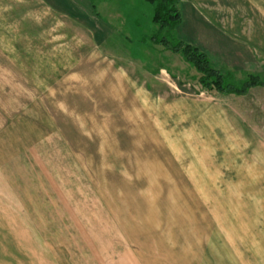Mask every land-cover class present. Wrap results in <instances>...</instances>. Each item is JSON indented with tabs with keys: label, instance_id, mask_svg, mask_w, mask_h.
Wrapping results in <instances>:
<instances>
[{
	"label": "rangeland",
	"instance_id": "rangeland-1",
	"mask_svg": "<svg viewBox=\"0 0 264 264\" xmlns=\"http://www.w3.org/2000/svg\"><path fill=\"white\" fill-rule=\"evenodd\" d=\"M20 1L0 0V71L6 79L0 89V264H264V162L252 159L264 152L258 143L259 138L264 142V86L222 95L202 89L198 73L178 52L149 41L155 29L149 3L86 0L93 21L73 24L71 48L58 36L59 53L67 50L76 57L98 47L115 59L111 62L121 66L127 80L136 78L157 99L207 101L187 108L181 118L171 112L170 118L160 113L147 121L139 115L137 125L119 107L117 115L103 116L106 125L120 131L105 142L110 155L98 154L104 141L97 139L94 109L82 123L81 91L66 93L79 106L64 107L65 85H55L47 59H35L45 53L25 52L28 29L19 27V18L6 20L18 11L8 7ZM183 2L243 45L238 55L229 50V66L223 67L232 71L234 83L247 73L264 78V0ZM24 66L29 72L23 75ZM25 76L35 84L18 81ZM39 79L49 85L47 92L58 88L54 130L59 145L74 152L59 156L57 166L48 155L49 142L42 138L40 148L47 155L41 158L35 145V137L49 135L52 127H42L46 118L38 120L26 104L33 94L40 96L33 86ZM4 102L11 106L5 108ZM210 102L219 103L216 111ZM229 104L240 122L229 117ZM4 110L12 116L5 117ZM85 130L93 133L89 139ZM233 136L255 153L250 160L240 150L229 155ZM19 152H25L33 187L9 162ZM34 205L42 220L35 212L29 217Z\"/></svg>",
	"mask_w": 264,
	"mask_h": 264
},
{
	"label": "crops",
	"instance_id": "crops-1",
	"mask_svg": "<svg viewBox=\"0 0 264 264\" xmlns=\"http://www.w3.org/2000/svg\"><path fill=\"white\" fill-rule=\"evenodd\" d=\"M178 8L180 12V22L175 28L177 38L204 52L213 67L223 68L229 66V50L235 52L237 55L238 53L245 51L240 42L229 39L228 32L222 30V27L219 26L218 23L207 19L203 14L197 11L193 5L184 3L183 0H179ZM7 10L19 11L11 12L10 15H8L9 18L6 19L7 21H11L13 18H19V27L28 29L26 37H24V44H27V46H25L23 50L27 52L33 48L45 53L43 57H36L35 59H47L49 61L48 66H50L53 70L51 75L55 77V85H65L63 90L64 97L62 98L64 107L68 109L79 106L80 104L75 105L74 99H70L66 93L81 91L82 123L85 122L84 117L89 114L90 107L94 109L92 114L97 116L98 137H96L99 141H104L99 144L101 150L98 154L104 156L106 154L110 155L109 152H105L107 148H111L107 145L108 140H115L117 138L115 134L120 131H116L115 126L106 125L103 116H109L111 114L117 115L119 107L122 108V106H124L123 109L125 111L124 113L122 110L119 114L124 113L131 115V117H133L132 124L137 125V118L139 115L146 117L147 121L148 118L152 120L155 117L159 118L160 113H162L166 119L170 118L171 112L172 115L174 113H178V117L181 118L185 115L187 108H198L204 107V104L206 105L207 101H202L206 99H190L184 97H178L176 99H164L162 97L161 99H157V97L148 91L147 87L143 85L141 86V82H138L136 78L133 80H127L124 76L125 73L121 70V66L113 64L115 59L112 60L107 58L98 50V47H94L92 50L76 52V57L73 52H68L67 50H63L59 53L58 36L65 39L67 44L66 47L71 48V46H74L75 43L73 24L75 22L78 24H85L86 21L83 20L93 21L90 17V14L93 15L90 4L86 0H22L14 6L10 5ZM82 15L83 17H81ZM59 16L66 17V20L58 19ZM70 18H74L76 20ZM80 18L82 20H80ZM111 60L114 62L112 63ZM41 66L43 65H40V67ZM233 66L236 67L235 64H233ZM20 67L23 68L22 66ZM29 67L36 68L35 65ZM59 69H61L60 72L58 71ZM25 72H29V68L26 69L24 66V71L22 72L23 75ZM4 80L6 81L4 72L0 71V89H2L6 84ZM19 80H21V83L22 81H25L28 85L35 84L36 82L35 78L31 76H28V78L25 76L23 79L18 78V81ZM77 85L79 86L73 89V87ZM33 86L36 87L37 93L40 94V96H36L35 98V95L33 94L32 99L29 96L30 99H27L28 103L26 104L32 108L31 112L39 117L38 120H41L42 116L46 118L42 119V127L45 124H49L52 127V130H54V122L57 123L55 116L57 114L58 106L57 103L52 102H57L56 92H58V88L56 87L48 91L51 93L50 96L47 92L48 89H45L49 85L42 84L40 79L38 80V85ZM27 91L32 90L27 89ZM52 92H55L56 94L52 96ZM90 92H92V95H90ZM43 93H48V96ZM4 100L8 101L7 99ZM4 105L8 106L5 108H9L11 106L6 102H4ZM218 106L219 103H208V107L213 111H216ZM33 109H36L38 113L35 114ZM235 113L238 114L239 112L229 104V117L233 119L235 118L236 121L240 122L239 117H237ZM71 115L73 116V113ZM4 116H12L10 114V110H4ZM214 117L216 118L215 112ZM157 121L161 122L159 120ZM132 129L137 130L134 128ZM52 130H50L51 133L49 135L39 134L36 136L35 139L38 141L35 145L37 144V146H39L36 148V152L41 158L43 155H47V153H43V149L40 148V145H42L41 142L43 140L49 142L48 145L50 153H48V155L54 157V162H56L54 163V166H57L59 156L73 157L74 152L69 150L67 147L68 145L65 143L64 147L63 144L59 145L57 142V133H55L56 130ZM52 132H54L53 135ZM89 132V130H85V134H87L85 137L88 139L91 137V134H93H89ZM68 137L69 135L65 136L66 139H68ZM42 138L44 139L42 140ZM237 139L238 138L235 136L230 139L232 142L229 144V149H231L229 155H237V151L240 150V153L246 152V155H248L246 161L250 160V154L253 155L255 153L252 154L249 150V146L243 143V141L237 142ZM258 143L261 147H263L262 150H264V142L260 138L258 139ZM63 148L66 149V152ZM59 152H61V154ZM24 153L25 152H19L13 155L9 162L14 166L13 171L17 173L23 172L25 177L29 179V185L31 184L33 187L35 184L33 182V178L28 175L29 167L26 165L27 162L23 157ZM262 153L264 152H257V158L254 159L255 156L251 158L253 161L258 160L259 158L261 162H264V155ZM81 154L86 155V152L81 150ZM229 162L233 163L234 160L229 159ZM0 165H2V162ZM20 165L23 167H19ZM56 170L57 169L54 167L53 175H55ZM37 196L38 200H40L41 195L39 192ZM18 202H22V200ZM29 202L33 203L34 201L31 200L28 201V203ZM25 203L26 202H24L23 205ZM35 205L32 207L33 211H29V217H35L34 214L36 213L39 215V220H42L40 213L35 211Z\"/></svg>",
	"mask_w": 264,
	"mask_h": 264
},
{
	"label": "trees",
	"instance_id": "trees-1",
	"mask_svg": "<svg viewBox=\"0 0 264 264\" xmlns=\"http://www.w3.org/2000/svg\"><path fill=\"white\" fill-rule=\"evenodd\" d=\"M143 1L152 7L151 21L155 26L149 41L178 52L198 73L197 82L202 89L214 90L220 94H242L251 86H264V78L253 73L245 74L243 79L234 83L230 69L213 67L204 52L177 38L175 28L180 22L179 0Z\"/></svg>",
	"mask_w": 264,
	"mask_h": 264
}]
</instances>
